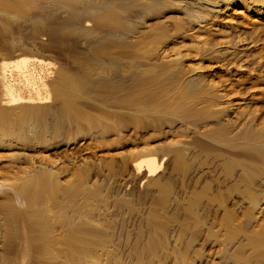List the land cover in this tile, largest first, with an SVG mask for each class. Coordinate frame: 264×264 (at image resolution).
Returning <instances> with one entry per match:
<instances>
[{
	"label": "rangeland",
	"instance_id": "374dc122",
	"mask_svg": "<svg viewBox=\"0 0 264 264\" xmlns=\"http://www.w3.org/2000/svg\"><path fill=\"white\" fill-rule=\"evenodd\" d=\"M59 1L0 22V58H41L38 90L23 87L33 100L7 102L14 85L4 95L0 81V220L36 183L53 221L97 234L86 263L264 264L261 3L72 0L79 14L99 6L76 20Z\"/></svg>",
	"mask_w": 264,
	"mask_h": 264
},
{
	"label": "bare ground",
	"instance_id": "6f19581e",
	"mask_svg": "<svg viewBox=\"0 0 264 264\" xmlns=\"http://www.w3.org/2000/svg\"><path fill=\"white\" fill-rule=\"evenodd\" d=\"M30 1L31 0H0V22H3V25L8 22L7 19H9L8 17L10 11L20 10L24 13L27 10V6ZM60 1L59 2L62 4L63 8L67 7V9L61 12L55 11V13H57L56 15H59L58 13L68 14V12H70L71 16L76 17V20H78L82 16H86V11H88L87 8L91 7L97 9L99 7L96 6L95 3L83 4L82 1H80V3L82 4H79L82 6V8L81 14H79L75 11H72L71 9H68V6H74V4H71L72 0ZM150 1V3H153L151 4V7L162 2V0ZM169 1H173L172 3L176 2V0ZM192 1L199 3L200 1L205 0ZM211 1L218 2L222 0ZM232 1H238L246 5L248 3L260 2L261 8H264V0H248V3L242 0ZM184 5L185 7L190 8L186 0L184 2ZM261 8H258L257 11L261 12ZM113 13H116L113 8L108 10V17L110 21L113 18ZM188 14L190 16H196L198 18L202 17V15H199L195 12L189 11ZM70 23L72 24L73 22H70V20H62L57 25H54L52 27H54L53 29H58L59 27H64V25L69 26ZM31 57H36L37 60H41L40 57L34 56L33 54L30 55L28 53L24 55L22 54L20 56L18 55L16 57L4 56L0 58V81L3 84V87L1 89L6 90V92H3V94H8L10 85H14L13 94L16 96V99H14L13 101L7 100V102L14 103L23 101L24 99L33 100V96H25L23 94V87L25 86L37 89L36 84L39 80V76L35 74L34 71H32L33 69L31 68L33 67L30 65L31 62H36L37 60H29L31 59ZM28 66L30 67V69L27 70ZM15 74L19 75L20 77H23L24 81L17 82V80L13 78ZM9 76H11V81L7 79L9 78ZM63 80L69 84L70 91L76 92L75 87L79 88L77 84L80 85V80H77L74 77H70L69 80L65 77L63 78ZM72 95L73 93L70 92L69 95L68 93H63V95L61 96L65 101L68 112L74 113L75 108L73 107ZM3 115L4 113H0V124L4 121ZM249 135L250 134H248V137ZM221 136H224V134H221ZM155 164L156 157L147 160L146 170L148 172L153 171ZM25 191H27V193L24 195ZM16 192L18 194L20 193V196L23 197L26 202L25 204H27V208L25 210H22L20 208H15L11 206L9 209H7L8 213L7 211L5 212L3 220H0L1 249L8 250L17 257H30V260L32 259V261H29V258H27V264L29 262H31V264H34L33 260L36 264H90L86 263L87 261H84L86 256L92 255L94 253V247H96V242L98 241H95V236L97 234H94V230L88 231L84 221L80 218L79 219L81 221L78 220V222L70 221V219L61 222L53 221L52 215L54 212L50 208H48V198L42 200V195L45 194V188L40 187L36 183L28 184L26 186L18 188ZM44 206H47V208H44ZM43 208L48 210L44 213L42 211ZM93 234L94 236L91 237ZM0 264H15V262L12 258H8L6 254L0 251Z\"/></svg>",
	"mask_w": 264,
	"mask_h": 264
},
{
	"label": "built area",
	"instance_id": "2783aa9c",
	"mask_svg": "<svg viewBox=\"0 0 264 264\" xmlns=\"http://www.w3.org/2000/svg\"><path fill=\"white\" fill-rule=\"evenodd\" d=\"M10 77H11V76H9V78H7L9 81H11Z\"/></svg>",
	"mask_w": 264,
	"mask_h": 264
}]
</instances>
